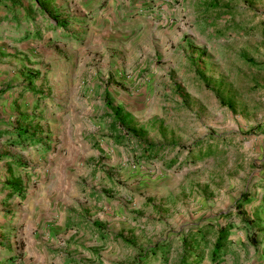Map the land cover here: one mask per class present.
<instances>
[{
    "label": "rangeland",
    "instance_id": "obj_1",
    "mask_svg": "<svg viewBox=\"0 0 264 264\" xmlns=\"http://www.w3.org/2000/svg\"><path fill=\"white\" fill-rule=\"evenodd\" d=\"M209 1L52 0L64 30L0 1V132L24 116L38 141L0 135L21 189L0 191V264H177L189 231L228 218L238 241L264 210V0ZM113 109L164 150L142 158ZM199 139L211 155L185 160Z\"/></svg>",
    "mask_w": 264,
    "mask_h": 264
},
{
    "label": "trees",
    "instance_id": "obj_2",
    "mask_svg": "<svg viewBox=\"0 0 264 264\" xmlns=\"http://www.w3.org/2000/svg\"><path fill=\"white\" fill-rule=\"evenodd\" d=\"M4 7H7L10 10H14V7L16 6L17 0H0ZM32 5L31 10H36L42 17H44L46 21V27L49 29L60 27L63 30L68 25V22L64 18H59V15H57L53 9H51L49 6L52 2V0H30ZM21 7L23 5H20ZM206 9H218L221 8L219 5L215 2V0L209 1L205 5ZM24 14L27 18V16L31 15V10L29 7H25ZM50 8V9H49ZM225 9V8H224ZM52 10V11H51ZM226 10H229L227 8ZM13 12V11H12ZM227 12V11H226ZM14 15H11L13 20H18L17 16L13 12ZM260 34L264 36V26L261 25ZM39 28L36 26L32 30H27L24 32L22 38H27L28 36H39ZM248 62L249 59H247ZM253 64V63H250ZM112 117L115 119V123L120 125L122 129H125L127 133L131 135V137L135 140H137L138 145L141 147V155L142 158L150 159L157 157L163 150L164 145L159 143H149L145 140L141 139V135L139 132L134 128H128L127 124L125 123L124 117H122L118 110L113 109ZM21 119L24 121V116L17 119V124L15 127H12L11 129H4L6 134V143L9 146H21V145H28L29 143H34L36 140V134L34 131L29 132L28 129L24 126L19 125L21 122ZM19 122V123H18ZM35 144H38V141L35 142ZM169 146V145H168ZM210 143L203 142V140L199 139L192 143L190 147L186 149V156L187 159L185 160L189 161H195L197 158H202L205 156L211 155L212 150L209 148ZM215 148V147H214ZM216 150V148H215ZM7 159L5 155L0 154V160ZM8 163H15L19 164L17 160H11L7 159ZM175 161V158L170 160V163H173ZM1 187L7 190V194L13 195L16 194L17 196H21V189L19 183L16 181V179H13L11 181H5L1 183ZM249 202V196L248 194H245L244 192L240 193V195L237 198L236 206L237 210L240 209V206L243 203ZM239 211V215H240ZM231 215V213H222L220 217L227 218ZM231 220L226 219L225 222L221 223L217 220L206 222L204 225V229H194L192 231H189L187 234L183 235L181 237V254L179 256V260L177 264H196L198 263L202 257L199 253L200 250H205L208 247V239L207 237L209 235H212L211 237V245L209 247V259L211 262L218 264L220 261H222V258L226 254L229 245H230V238L229 235L231 234ZM162 248V246H161ZM159 250L158 247H154V249L151 251L150 255H155L157 251ZM139 260V259H138Z\"/></svg>",
    "mask_w": 264,
    "mask_h": 264
},
{
    "label": "crops",
    "instance_id": "obj_3",
    "mask_svg": "<svg viewBox=\"0 0 264 264\" xmlns=\"http://www.w3.org/2000/svg\"><path fill=\"white\" fill-rule=\"evenodd\" d=\"M3 8L8 9L4 6ZM0 191L7 192L6 189L1 187V183ZM3 196L5 197V193ZM240 213L239 229L237 230L239 240L235 241L231 237L233 235L231 232L229 235L230 247L225 254L228 256L229 252L233 251L235 256L231 255L232 259L222 260L218 264H264V210L257 206Z\"/></svg>",
    "mask_w": 264,
    "mask_h": 264
}]
</instances>
